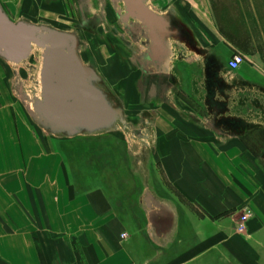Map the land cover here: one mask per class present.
Returning <instances> with one entry per match:
<instances>
[{
	"label": "crops",
	"instance_id": "1",
	"mask_svg": "<svg viewBox=\"0 0 264 264\" xmlns=\"http://www.w3.org/2000/svg\"><path fill=\"white\" fill-rule=\"evenodd\" d=\"M106 2L0 0V7L13 23L73 32L86 50L81 61L88 58L124 108L144 105L137 119L152 121V159L132 160L113 133L57 139L29 128L40 154L1 188L0 264H264V170L217 114L200 113L193 98L204 104L208 87L192 75L224 80L239 52L244 62L234 75L264 80V0H132L156 16L155 44L144 29L108 33ZM152 55L195 62L161 71L150 68ZM173 75L185 78L183 96L170 90ZM243 208L250 216L238 233Z\"/></svg>",
	"mask_w": 264,
	"mask_h": 264
},
{
	"label": "rangeland",
	"instance_id": "2",
	"mask_svg": "<svg viewBox=\"0 0 264 264\" xmlns=\"http://www.w3.org/2000/svg\"><path fill=\"white\" fill-rule=\"evenodd\" d=\"M96 8L97 10L101 9L99 4ZM103 8L109 11L107 12L109 24L105 25L108 33L109 28L113 26V31L116 33L130 30L132 33L135 32L134 35L137 36V32L144 29L147 37H152L144 23L132 15L125 0H111L110 3H104ZM146 8L148 9V7ZM34 26L56 30L44 24H35ZM104 35L106 36V34ZM108 38H112L109 40L120 45V40L116 37L108 34ZM152 40L154 44L157 43L154 39ZM161 43L163 42L161 41ZM81 46H83V42L79 40V54L80 51L85 54L86 50L82 49ZM44 50L45 43L38 41L30 45L26 57L21 61L13 62L0 55V199L2 202L6 201L1 188L8 183L9 178L22 176L24 166L30 160L38 159L37 154H40L32 146L28 133L29 128L48 138L57 139L113 133L123 139L130 156H134L131 157L132 160L137 161V155H140V159H145L147 163L152 159L149 151L153 142L152 121L148 120L144 124L143 121L137 119L139 113L144 111V105H136L131 111L125 109L119 95L108 90L98 73H96L99 77L97 86L106 94L111 107L120 111V115L114 119L112 130L69 136L65 132L54 133L49 126L41 122L38 117L43 100L41 71ZM79 56L81 59L82 56ZM104 58L108 59L105 56ZM147 58L151 61L150 68L154 69L155 67L161 71L166 68V65L171 66L173 63L180 66L184 63L195 62V57L185 55H152L147 56ZM87 60L88 58L85 56L86 64H83L91 67L87 64ZM209 62L217 64L219 62L218 57H213ZM91 68L95 71L94 67ZM226 70L225 79L221 81L214 77H209L207 80L204 78L205 74L202 76V73L199 72L192 73L195 85L201 86V81H204L205 86L208 87L207 93L203 97L204 104L199 102L201 96L194 97L193 102L204 117H212L217 114L219 116L217 124L229 136L233 134L243 140L250 153L261 165V169L264 170V80L260 81L254 76L241 79L238 74L234 75L237 70L231 71L228 68ZM213 74L215 73H209L210 76ZM181 75L183 76V73ZM178 77L174 75L170 77V90L173 94L177 93L183 96L185 78L181 81ZM234 100L239 101V103ZM42 159L47 160L49 158L45 156Z\"/></svg>",
	"mask_w": 264,
	"mask_h": 264
},
{
	"label": "water",
	"instance_id": "3",
	"mask_svg": "<svg viewBox=\"0 0 264 264\" xmlns=\"http://www.w3.org/2000/svg\"><path fill=\"white\" fill-rule=\"evenodd\" d=\"M153 35L156 20L143 4L125 0ZM154 37V36H152ZM45 43L41 71L42 104L39 117L52 132L69 136L110 131L120 111L111 107L106 94L97 86L99 77L79 56V39L71 32L11 22L0 7V55L18 62L33 42Z\"/></svg>",
	"mask_w": 264,
	"mask_h": 264
},
{
	"label": "built area",
	"instance_id": "4",
	"mask_svg": "<svg viewBox=\"0 0 264 264\" xmlns=\"http://www.w3.org/2000/svg\"><path fill=\"white\" fill-rule=\"evenodd\" d=\"M244 61L243 56L239 52H233L230 56V58L227 60L226 66L229 70L235 71L240 67V64H242ZM250 216V211L247 208H243L240 211V215L237 218L236 222V231L239 233L244 232L245 230V222Z\"/></svg>",
	"mask_w": 264,
	"mask_h": 264
}]
</instances>
